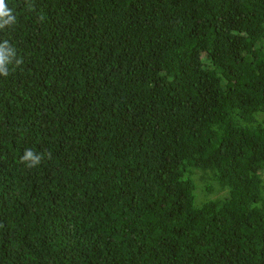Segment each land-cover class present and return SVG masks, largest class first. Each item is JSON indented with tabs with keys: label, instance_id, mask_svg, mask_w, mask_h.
<instances>
[{
	"label": "trees",
	"instance_id": "1",
	"mask_svg": "<svg viewBox=\"0 0 264 264\" xmlns=\"http://www.w3.org/2000/svg\"><path fill=\"white\" fill-rule=\"evenodd\" d=\"M5 5L0 264H264V0Z\"/></svg>",
	"mask_w": 264,
	"mask_h": 264
},
{
	"label": "clouds",
	"instance_id": "2",
	"mask_svg": "<svg viewBox=\"0 0 264 264\" xmlns=\"http://www.w3.org/2000/svg\"><path fill=\"white\" fill-rule=\"evenodd\" d=\"M10 10L5 5V0H0V18H3L4 16H9ZM32 158L34 160L33 165H29V167L35 166L37 163H39L41 157L35 156L33 157V151L32 150H26L25 156H23L21 159L26 160Z\"/></svg>",
	"mask_w": 264,
	"mask_h": 264
},
{
	"label": "rangeland",
	"instance_id": "3",
	"mask_svg": "<svg viewBox=\"0 0 264 264\" xmlns=\"http://www.w3.org/2000/svg\"><path fill=\"white\" fill-rule=\"evenodd\" d=\"M196 202H198V201L196 200Z\"/></svg>",
	"mask_w": 264,
	"mask_h": 264
}]
</instances>
